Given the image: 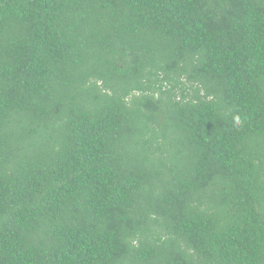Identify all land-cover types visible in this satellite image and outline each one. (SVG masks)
<instances>
[{"label":"trees","instance_id":"obj_1","mask_svg":"<svg viewBox=\"0 0 264 264\" xmlns=\"http://www.w3.org/2000/svg\"><path fill=\"white\" fill-rule=\"evenodd\" d=\"M0 264H264V0H0Z\"/></svg>","mask_w":264,"mask_h":264}]
</instances>
